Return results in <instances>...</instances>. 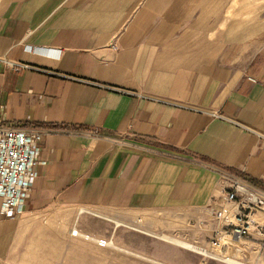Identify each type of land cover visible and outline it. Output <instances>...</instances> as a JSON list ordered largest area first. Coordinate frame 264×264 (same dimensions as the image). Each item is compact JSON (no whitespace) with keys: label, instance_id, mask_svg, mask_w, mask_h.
<instances>
[{"label":"crops","instance_id":"1","mask_svg":"<svg viewBox=\"0 0 264 264\" xmlns=\"http://www.w3.org/2000/svg\"><path fill=\"white\" fill-rule=\"evenodd\" d=\"M0 125L48 130L0 264H88L58 206L223 223L211 165L264 189V0H0Z\"/></svg>","mask_w":264,"mask_h":264},{"label":"rangeland","instance_id":"2","mask_svg":"<svg viewBox=\"0 0 264 264\" xmlns=\"http://www.w3.org/2000/svg\"><path fill=\"white\" fill-rule=\"evenodd\" d=\"M54 216L56 223H70V233L77 229L89 238L106 239V246L98 247L91 239L81 237L88 243V264H264V239H252L259 234L250 229V233L232 240L234 226L228 223L180 226L160 223V215L154 211L88 206L54 207ZM217 233H222V243L211 247L210 239ZM170 239L202 248L207 254L171 243Z\"/></svg>","mask_w":264,"mask_h":264},{"label":"built area","instance_id":"3","mask_svg":"<svg viewBox=\"0 0 264 264\" xmlns=\"http://www.w3.org/2000/svg\"><path fill=\"white\" fill-rule=\"evenodd\" d=\"M14 66L27 65L17 63ZM47 131L40 126L0 125V219H13L23 213L40 163V141ZM210 168L217 173L220 187L219 196L208 206L213 218L234 226L232 240L250 233V229L264 239L261 234L264 230V189L222 167L211 165ZM221 234L210 239L211 247L221 245ZM72 235L81 233L76 229ZM89 239L101 247L107 244L103 238Z\"/></svg>","mask_w":264,"mask_h":264},{"label":"bare ground","instance_id":"4","mask_svg":"<svg viewBox=\"0 0 264 264\" xmlns=\"http://www.w3.org/2000/svg\"><path fill=\"white\" fill-rule=\"evenodd\" d=\"M169 241L172 242V243H175V244H177L179 246H182V247L191 249L193 251H197V252H201V253H204L205 254V252L202 249L198 248L197 246H193V245H190V244H186V243L180 242L178 240H171L170 239Z\"/></svg>","mask_w":264,"mask_h":264}]
</instances>
